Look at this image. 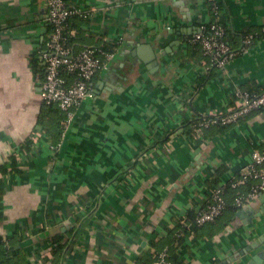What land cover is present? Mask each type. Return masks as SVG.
<instances>
[{"label":"crops","instance_id":"crops-1","mask_svg":"<svg viewBox=\"0 0 264 264\" xmlns=\"http://www.w3.org/2000/svg\"><path fill=\"white\" fill-rule=\"evenodd\" d=\"M45 1L0 0V166L13 156L20 170L0 171V239L16 264L148 261L175 218L192 221L218 169L228 182L264 147V108L223 128L183 127L228 112L237 90L264 88V34L200 87L203 59L186 42L217 20L238 46L242 33L264 27V0H66L91 10L70 21L80 46L116 41L117 49L56 152L43 130L35 148L22 147L42 110ZM141 44L154 58L127 52ZM245 205L213 234L216 224L187 235L177 259L220 264L264 237V191ZM58 243L65 248L54 254ZM259 252L264 241L229 264Z\"/></svg>","mask_w":264,"mask_h":264},{"label":"built area","instance_id":"built-area-1","mask_svg":"<svg viewBox=\"0 0 264 264\" xmlns=\"http://www.w3.org/2000/svg\"><path fill=\"white\" fill-rule=\"evenodd\" d=\"M214 2L215 0H209ZM45 22L51 30L40 52L44 64V76L40 84V99L43 103H53L61 111L63 120L58 142L50 145V150L56 152L61 140L68 131L76 108L83 100L91 97L90 83L93 77L102 69H106L113 60V52H105L94 46H85L74 50L70 41L76 35V29L71 26L73 17L87 18L91 10L77 8L67 4L66 0H46ZM216 7L214 6V9ZM210 35L204 34L203 29L193 33L189 42L198 43L203 56L205 69L214 67L224 68L229 60L245 52L253 43V34L243 37L238 50L230 47L222 40L225 28L217 20L210 24ZM264 31V27L262 28ZM234 105L226 113H215L209 118L196 122L195 129L220 124L228 125L246 116L253 110L264 108V91L258 94H249L247 91L237 90ZM43 138L40 128H35L31 135L32 148ZM252 182L247 191L243 188ZM235 190L233 205L243 206L257 194L264 191V147L251 151L250 161L244 165L239 173L230 181L209 189L202 203L196 207L193 222L197 225L213 221L227 206L225 186ZM184 227H188L182 220ZM7 246L8 242L4 240ZM135 264H175L169 259L167 247L161 250L152 249L150 261H139Z\"/></svg>","mask_w":264,"mask_h":264},{"label":"trees","instance_id":"trees-1","mask_svg":"<svg viewBox=\"0 0 264 264\" xmlns=\"http://www.w3.org/2000/svg\"><path fill=\"white\" fill-rule=\"evenodd\" d=\"M211 22L202 28L204 31V34H206V35L211 34L210 29H209ZM219 24H221L225 28V33L222 36V40L225 41L226 43H228L230 45V47L235 49V50L239 49V47L241 45V41L245 35L253 34V39H256L257 38L256 32L259 33L260 36L262 34H264V31L262 30L261 27L256 29V30H247L246 32L242 33L241 41H240L239 45L233 47L232 41L229 38L230 31L228 30V28L224 24H222L220 22H219ZM46 26H47V36L45 38V41H46L48 34L50 33V30H51L50 25H48L46 23ZM189 38H190V36L186 40L187 44L193 46L195 48L194 50L196 52H199L201 58L203 59L199 44L189 42ZM45 41H44V43H45ZM70 41L73 43L74 50H79V49L89 45V46H94L97 49L100 48L105 52H113L115 54L116 49H117L116 41L104 42V43L94 44V45L93 44H87V45H81L80 46L76 42L77 41V34L74 37H72ZM41 48H44V44ZM35 64H37L36 58L34 60V65ZM213 69H215V68L214 67L209 68L208 70L205 71V74L200 75V76H198V78H196V86L197 87L202 86L209 79V77H211ZM43 76H44V74H43ZM263 91H264V88L260 92H263ZM260 92H258V93H260ZM247 93L258 94V93H253L252 91H247ZM260 109H262V108H260ZM62 120H63V115H62L60 109L55 104L42 102V110H41V113L39 114V117H38L37 128H40L41 130H43V132L45 133V136H47V138L49 140L48 141L49 145H55L58 142L59 134H60V130H61L60 126H61ZM196 122H197V120L196 121L193 120V121H188V122L184 123L183 127L185 128V133H186V131L187 132H189V131L193 132V130L196 127L195 126ZM215 125H217L221 128H223V126H226V125H220V124H215ZM31 146H32V142L29 138L22 144V147H25V149H27V148L29 149V147H31ZM7 167H10L9 171L20 172L19 167L17 165V162L13 158V156H10L8 161L5 164L0 166V171L4 172V173L7 172ZM222 170H223L222 168L218 169L214 173V175L212 176V179H211L212 187L222 184V182H220V180H219ZM251 185H252V182H249L243 188L242 191H247L251 187ZM234 192H235V190L232 189L228 184L225 186V196H226L227 206L224 209V211L211 222L205 223L203 225H197L193 222V219H192V221H189L190 222L189 228L187 229L186 227L182 226L183 223H182V220H180L181 218L180 219L175 218L174 219L175 224H174L173 229L170 230L168 232V234H166L167 235L166 238H162V242L160 243V246L158 248H155V249L161 250L164 247H167L169 259L172 260L175 264H184L183 262H181L180 260L177 259V255L175 252L176 247L184 240V238L187 235L196 234V233H198L199 230H202V228H204L207 225L212 226V225L216 224V226L212 227L213 229L212 228L210 229V234H213L214 232L218 231L222 227V224L224 223V221H226V218H228V216L232 215L239 207L242 206V205L241 206L233 205ZM193 214H194L193 215V218H194L195 212H193ZM53 241H54V243H56V242H60L61 239L56 238V239H53ZM64 248H65L64 243H58L53 248V252H54V254H57L59 252L62 253ZM10 253H11V250H10L9 245L6 246L4 244V241L0 239V264H16L12 260V258L9 256ZM148 261H150V259ZM148 261H146V262H148Z\"/></svg>","mask_w":264,"mask_h":264},{"label":"water","instance_id":"water-1","mask_svg":"<svg viewBox=\"0 0 264 264\" xmlns=\"http://www.w3.org/2000/svg\"><path fill=\"white\" fill-rule=\"evenodd\" d=\"M199 31V30H198ZM197 32V31H195ZM194 32V33H195ZM128 53H130L132 56H138L140 58H142L143 60H145V57L147 56H153L154 58V53L153 50H151L150 52L148 51V47L146 44H141V45H135L134 48H132L131 50H127ZM109 68V67H108ZM250 205H243L237 212H236V216L242 217L243 213L245 212V210L249 209ZM264 213V212H263ZM261 213L258 212L256 214V217L260 216ZM255 221V219H253ZM260 241H264V237L259 238V240H256L255 242H253L252 244H250L249 246H245V249L242 250L239 254L235 255L233 258H228L222 262H220V264H229L232 261H235V258H239L240 256L244 255L245 253L249 252L251 248L259 245ZM264 253L263 252H259L256 256H252L250 259H248L245 264H264Z\"/></svg>","mask_w":264,"mask_h":264}]
</instances>
